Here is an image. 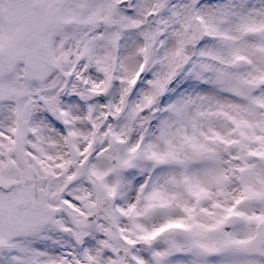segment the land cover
I'll use <instances>...</instances> for the list:
<instances>
[{
  "label": "snow or ice",
  "instance_id": "snow-or-ice-1",
  "mask_svg": "<svg viewBox=\"0 0 264 264\" xmlns=\"http://www.w3.org/2000/svg\"><path fill=\"white\" fill-rule=\"evenodd\" d=\"M0 264H264V0H0Z\"/></svg>",
  "mask_w": 264,
  "mask_h": 264
}]
</instances>
